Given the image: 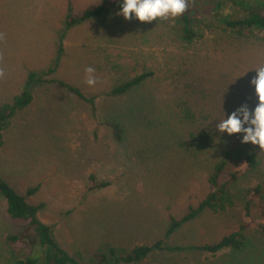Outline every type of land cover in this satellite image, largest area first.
Segmentation results:
<instances>
[{"label":"rangeland","instance_id":"374dc122","mask_svg":"<svg viewBox=\"0 0 264 264\" xmlns=\"http://www.w3.org/2000/svg\"><path fill=\"white\" fill-rule=\"evenodd\" d=\"M104 1L0 0V111L26 90L33 95L4 131L0 178L23 196L36 188L28 199L44 205L39 219L87 264L110 257L111 249L122 257L160 241L166 250L134 264H264L261 203L255 199L253 216L246 218L249 184H228L231 172L246 170L243 163L229 166L220 179L234 205L224 213L207 210L168 234L174 221L197 210L214 190L209 180L223 160V142L233 148L238 138L221 135L216 123L224 111L255 107L249 82L264 67V40L227 38L219 33L224 25L217 13L201 5L194 18L201 16L212 31L184 45L177 32L186 10L179 18L142 24L116 15L120 0H110L112 9L101 17L107 27L92 24V37L88 24L78 26L77 35L69 33L75 37L72 54L58 66L55 48L69 31L66 17L78 18ZM97 30H105V52L95 51ZM89 67L95 70L93 87L86 84ZM144 72L154 75L127 94L111 96ZM31 74L37 77L30 83ZM61 83L96 98L95 110ZM208 135L213 146L198 152L196 140ZM244 222L250 225L244 251L214 255L197 249L218 244ZM46 252L34 227L12 219L0 195V264L43 260Z\"/></svg>","mask_w":264,"mask_h":264},{"label":"trees","instance_id":"16d2710c","mask_svg":"<svg viewBox=\"0 0 264 264\" xmlns=\"http://www.w3.org/2000/svg\"><path fill=\"white\" fill-rule=\"evenodd\" d=\"M185 3L186 14L179 19L182 26L179 27V32H177V37L184 45L194 44L195 41L200 39L205 40L206 33L212 31L208 22L201 20V16L194 18L195 16L193 12H197L201 5H207V8H203V10H206V13H217L216 17L220 22L223 21L224 25L219 27V33L224 34L227 38L248 40L251 37H254L264 40V0H185ZM115 6L120 9V1ZM112 7L113 4L111 1L105 0L101 5L87 9L78 18H69V16L67 27L69 28L89 19L103 16L105 13H109ZM177 18H179V16H177ZM63 52V44L61 40L59 56H61ZM49 72H54V69H51ZM153 75V72H144L143 74L136 76L134 79L116 87L111 92V96L127 94L135 88L142 86L143 82ZM36 77V74H31L30 83L33 82ZM61 84L67 87L72 93L76 94L81 100L91 104L95 110L96 98H86L79 89L64 83ZM32 101V93L29 90H26L21 96L15 99L14 104L6 105L0 111V147H2L4 142V131L9 128L12 118L19 110L29 106ZM196 143L197 151H202L203 153L208 147L213 146L209 135L205 139L202 138L196 140ZM235 143V147L230 148V143L227 142V140L223 142V145L227 147L224 152L223 160L215 166L209 180L214 190L200 204L197 210L191 209L190 213L182 221H174L169 229V235L174 233L183 223L198 218L207 210H211L215 213H224L234 205L233 196L231 191L228 190V185H220L222 175L228 171L229 166L232 164L243 163L246 166L244 172L239 170L231 172L228 179V184H249V187L246 188V195L244 197L246 201L244 207L246 218H252L253 216L252 205L255 199H258L261 203V213L259 216H264V155L259 154L260 149L256 146L242 144L239 136ZM91 178L94 179L93 176ZM107 185L108 184H104L103 186ZM36 191V188L30 189L28 191V196H23L6 180L0 178V195L6 198L7 212L10 217L14 220L26 222L29 226L34 227L40 245L42 248H47L43 260L30 257L24 260H17L15 261V264H87L83 262L80 255H70L56 240L54 227L44 224L39 219V212L44 205H33L28 199L29 196H32ZM249 226L248 222H244L238 231L224 237L218 244L206 245L197 249L214 255L225 249H233L239 252L244 251L249 244L245 235V231ZM13 239L17 238L14 237ZM166 249L167 248L163 245L162 241L151 246H138L131 254L122 257L117 256V251L115 249H111L110 257L106 254L99 255L95 264H112L111 262L113 261L115 264L139 263L147 259L150 254L164 251Z\"/></svg>","mask_w":264,"mask_h":264},{"label":"clouds","instance_id":"9594fccd","mask_svg":"<svg viewBox=\"0 0 264 264\" xmlns=\"http://www.w3.org/2000/svg\"><path fill=\"white\" fill-rule=\"evenodd\" d=\"M185 8V0H120L116 15L122 16L125 21L135 19L144 24L177 17ZM94 71L92 67L86 70V84L89 87L97 83ZM255 71L256 75L249 82L256 97L255 107L250 108L245 104L230 114L224 111V117L216 123V130L228 137L239 136L242 144L258 146L261 151L264 150V67Z\"/></svg>","mask_w":264,"mask_h":264},{"label":"crops","instance_id":"0c3cea01","mask_svg":"<svg viewBox=\"0 0 264 264\" xmlns=\"http://www.w3.org/2000/svg\"><path fill=\"white\" fill-rule=\"evenodd\" d=\"M102 16H100V17H98V18H94V19H89V20H87V21H85V22H83V23H80V24H77V25H74V26H72V27H69L68 28V33H67V35H64V38L66 39V41H65V39L63 38V41H64V43L62 42V44H63V53H62V55L61 56H59V50H60V44H61V41L59 42V46L57 47V48H55V50H56V52L58 51V53H57V55H56V61H57V65L59 66L60 65V61H61V59H66V57H67V54L68 55H71L72 53L70 52V47H71V39H73V38H75V37H73V36H70V37H68V34L69 33H73L74 35H77V27L78 26H82L83 24L85 25V26H87V24H88V26H89V30H90V34L88 33V35H90L91 37H92V24H94V23H100V24H102L103 23V25L105 26V27H107V20L105 21V19H103V18H101ZM67 18L68 17H66V20H67ZM99 18H101L100 20H99ZM66 24H67V21H66ZM95 24V25H96ZM105 30H97L96 32H95V34H96V46H95V51L98 53V52H105L106 50H107V43H105V37H104V35H102V33L104 32ZM80 32V31H79ZM101 32V34H99ZM80 34H82V32L80 33ZM67 36V37H66ZM61 37V36H60ZM74 45V44H73ZM113 47V46H112ZM112 50V49H111ZM113 51V50H112ZM111 56V58H112V56H113V54L112 55H110ZM72 87H74V86H72ZM67 88V87H66ZM74 88H76V89H79V88H77V87H74ZM68 89V88H67ZM69 90V89H68ZM70 91V90H69ZM116 250V249H115ZM117 256H118V254H117ZM112 264H115V262L113 261V262H111ZM116 264H121V263H116ZM131 264H134V263H131Z\"/></svg>","mask_w":264,"mask_h":264}]
</instances>
